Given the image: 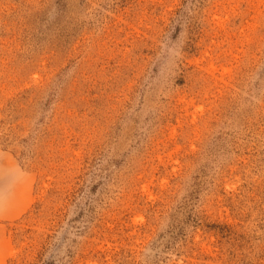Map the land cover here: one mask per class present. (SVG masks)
Segmentation results:
<instances>
[{
    "label": "rangeland",
    "instance_id": "rangeland-1",
    "mask_svg": "<svg viewBox=\"0 0 264 264\" xmlns=\"http://www.w3.org/2000/svg\"><path fill=\"white\" fill-rule=\"evenodd\" d=\"M0 264H264V0H0Z\"/></svg>",
    "mask_w": 264,
    "mask_h": 264
}]
</instances>
